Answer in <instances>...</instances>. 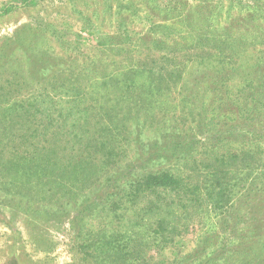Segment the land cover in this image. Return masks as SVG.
I'll return each instance as SVG.
<instances>
[{
	"label": "rangeland",
	"instance_id": "374dc122",
	"mask_svg": "<svg viewBox=\"0 0 264 264\" xmlns=\"http://www.w3.org/2000/svg\"><path fill=\"white\" fill-rule=\"evenodd\" d=\"M24 1L0 0V264H264V0ZM158 173L189 200L170 235L131 195Z\"/></svg>",
	"mask_w": 264,
	"mask_h": 264
},
{
	"label": "trees",
	"instance_id": "16d2710c",
	"mask_svg": "<svg viewBox=\"0 0 264 264\" xmlns=\"http://www.w3.org/2000/svg\"><path fill=\"white\" fill-rule=\"evenodd\" d=\"M28 1L31 0H25L24 3L27 4ZM20 143L21 147L24 145L25 147L34 146L32 142L31 145H29L28 142H22V140H20L19 144ZM20 158L23 157L21 156ZM44 159L49 160L48 157L35 155L32 156L31 161H39L33 164L37 167L38 163L42 164L40 162ZM16 165L17 162H14L11 167L15 170ZM182 184V179L180 180L169 173L148 174L144 176L143 179L134 183L135 186H138V189L131 194L136 198L143 199L140 204L139 214L152 219L157 230L166 231L169 235L177 231L176 222L174 221L176 209L185 208L183 205L184 201L186 203L189 201L182 198L181 191H184ZM195 190H197V188ZM219 193L215 194V197L209 196L210 201L216 202Z\"/></svg>",
	"mask_w": 264,
	"mask_h": 264
}]
</instances>
